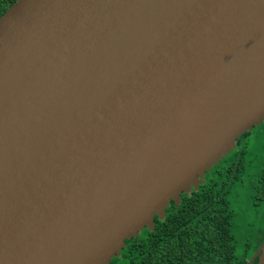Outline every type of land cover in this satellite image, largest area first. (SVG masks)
Segmentation results:
<instances>
[{"label": "water", "instance_id": "1", "mask_svg": "<svg viewBox=\"0 0 264 264\" xmlns=\"http://www.w3.org/2000/svg\"><path fill=\"white\" fill-rule=\"evenodd\" d=\"M263 121L264 0H15L0 264H109Z\"/></svg>", "mask_w": 264, "mask_h": 264}, {"label": "trees", "instance_id": "2", "mask_svg": "<svg viewBox=\"0 0 264 264\" xmlns=\"http://www.w3.org/2000/svg\"><path fill=\"white\" fill-rule=\"evenodd\" d=\"M14 1L0 0V16ZM260 132L264 121L243 133L198 190L182 193L177 206L171 201L164 219L155 215L152 230L125 240L109 264H246L264 240V161L248 154Z\"/></svg>", "mask_w": 264, "mask_h": 264}, {"label": "rangeland", "instance_id": "3", "mask_svg": "<svg viewBox=\"0 0 264 264\" xmlns=\"http://www.w3.org/2000/svg\"><path fill=\"white\" fill-rule=\"evenodd\" d=\"M256 134V133H254ZM253 139L251 142V145L248 146V154L250 155V158L254 155V153H257V156L260 158V161H264V133L260 132V134H256V137L253 135L251 136ZM252 163V162H251Z\"/></svg>", "mask_w": 264, "mask_h": 264}, {"label": "flooded vegetation", "instance_id": "4", "mask_svg": "<svg viewBox=\"0 0 264 264\" xmlns=\"http://www.w3.org/2000/svg\"><path fill=\"white\" fill-rule=\"evenodd\" d=\"M242 135H243V134H242ZM242 135H240L239 138H237V142H236L235 148L238 146V144H240V141L242 142V140H241V136H242ZM235 148H234V149H235ZM234 149H233V150H234ZM231 151H232V150H231ZM229 153H230V152H229ZM229 153H228V154H229ZM228 154H227V155H228ZM223 158H224V157H223ZM255 260L257 261V259H255Z\"/></svg>", "mask_w": 264, "mask_h": 264}]
</instances>
